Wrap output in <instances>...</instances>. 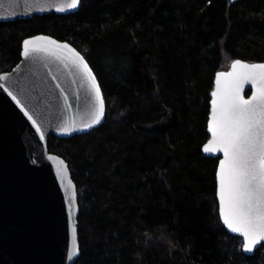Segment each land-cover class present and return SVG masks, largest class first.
I'll return each mask as SVG.
<instances>
[{
	"label": "trees",
	"instance_id": "obj_1",
	"mask_svg": "<svg viewBox=\"0 0 264 264\" xmlns=\"http://www.w3.org/2000/svg\"><path fill=\"white\" fill-rule=\"evenodd\" d=\"M36 34L83 53L106 106L99 126L48 143L77 184L74 264H264L222 223L219 160L203 152L216 73L264 61V0H83L0 22V73Z\"/></svg>",
	"mask_w": 264,
	"mask_h": 264
},
{
	"label": "water",
	"instance_id": "obj_2",
	"mask_svg": "<svg viewBox=\"0 0 264 264\" xmlns=\"http://www.w3.org/2000/svg\"><path fill=\"white\" fill-rule=\"evenodd\" d=\"M70 3L71 0H0V22L48 13L69 14L81 6L70 8ZM37 35L51 36L36 34L25 39ZM232 62L214 77L209 120L217 74L231 72ZM88 64L91 67L89 61ZM93 73L96 76L94 70ZM5 74L7 79L2 78ZM254 91L255 85L251 81L243 85L242 94L246 99ZM101 94L103 96L102 90ZM13 96L28 110L27 114ZM98 108L99 100L90 78L67 51L56 54L36 51L26 58L22 42L21 60L11 70L0 73V264H74L80 256L77 184L68 161L51 152L48 143L51 136L80 135L102 124L105 112L100 123L86 127L92 124ZM207 129L208 141L211 132L209 127ZM204 154L223 159L222 152ZM217 173L218 165L219 205ZM220 217L223 223V217ZM224 226L231 234L241 237ZM255 252L243 253L254 255Z\"/></svg>",
	"mask_w": 264,
	"mask_h": 264
},
{
	"label": "snow or ice",
	"instance_id": "obj_3",
	"mask_svg": "<svg viewBox=\"0 0 264 264\" xmlns=\"http://www.w3.org/2000/svg\"><path fill=\"white\" fill-rule=\"evenodd\" d=\"M81 0H71L76 8ZM63 11L64 9H60ZM67 51L75 63L90 78L99 100V108L92 124L100 123L105 103L100 85L88 61L76 48L51 36L37 35L23 41V56L45 51L56 54ZM7 79V74L2 77ZM251 81L255 91L250 98L242 94L243 85ZM212 92L209 131L211 139L203 145L204 153H223L218 164L219 214L232 233L243 238L241 252L254 253L264 249V63L232 62L231 72H220ZM11 95V93H9ZM16 103L24 105L15 96ZM27 114V109L24 108ZM32 123L39 128L36 120ZM43 135V133H41ZM79 252V248L76 249Z\"/></svg>",
	"mask_w": 264,
	"mask_h": 264
},
{
	"label": "rangeland",
	"instance_id": "obj_4",
	"mask_svg": "<svg viewBox=\"0 0 264 264\" xmlns=\"http://www.w3.org/2000/svg\"><path fill=\"white\" fill-rule=\"evenodd\" d=\"M231 61L232 60H230V59H226L225 64H224L225 68H228L230 66Z\"/></svg>",
	"mask_w": 264,
	"mask_h": 264
}]
</instances>
